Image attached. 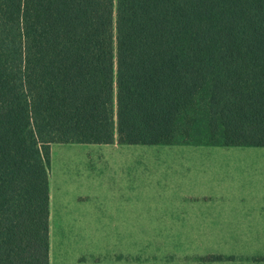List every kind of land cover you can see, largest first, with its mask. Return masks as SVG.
Returning a JSON list of instances; mask_svg holds the SVG:
<instances>
[{"label":"trees","instance_id":"obj_1","mask_svg":"<svg viewBox=\"0 0 264 264\" xmlns=\"http://www.w3.org/2000/svg\"><path fill=\"white\" fill-rule=\"evenodd\" d=\"M114 141L264 147V0H0V264H49L50 146Z\"/></svg>","mask_w":264,"mask_h":264},{"label":"crops","instance_id":"obj_2","mask_svg":"<svg viewBox=\"0 0 264 264\" xmlns=\"http://www.w3.org/2000/svg\"><path fill=\"white\" fill-rule=\"evenodd\" d=\"M77 145H89L90 151L99 153L98 161L82 163L81 171L76 168L77 164L66 163L71 168L61 171L55 191L52 185L49 189V264H54L55 247L57 264H122L132 235L135 239L139 233H193L196 240V234L203 231L235 227L251 234L250 244L242 248L257 250L253 253L255 259L258 264H264V196H242L238 210L232 207L215 214L202 209L200 151L202 147L217 146L119 144L116 141ZM139 151L145 154L140 161ZM176 187H181V195L171 196L176 195L172 193ZM209 192L210 185L204 190L205 194ZM139 196L160 197L156 203L149 204L151 210H138ZM64 197H71L67 204ZM94 231L103 233L104 244L98 245L95 241L98 254H92L91 250L83 252L84 235ZM70 236L73 258L67 255L66 243ZM87 239L93 241L92 237L91 241L88 236Z\"/></svg>","mask_w":264,"mask_h":264},{"label":"rangeland","instance_id":"obj_3","mask_svg":"<svg viewBox=\"0 0 264 264\" xmlns=\"http://www.w3.org/2000/svg\"><path fill=\"white\" fill-rule=\"evenodd\" d=\"M129 36L130 31L128 30L115 32V51L117 53ZM90 149L89 145L52 144L49 189L52 185L55 191L58 186V178L62 176L61 171H64L66 167L71 168L65 166L66 163L77 164L76 168L81 171L82 163L97 162L99 153L90 151ZM197 151L199 152V150ZM200 152L201 156L198 162L201 166L203 182V210L216 212L215 214L232 207H234L232 209L238 210L241 207L239 199L242 196H264V147H202ZM137 156L139 161L145 158V154L141 151L137 153ZM209 185L211 192L206 193L208 196H205L204 190ZM181 191V187H176L172 190V193L176 195L171 196H180ZM158 197L139 196L138 210H151L149 204L156 203ZM70 198L64 197V204H67ZM88 208L95 210L91 205H88ZM56 213L58 214V208L55 207ZM54 220V233H56V219ZM87 236L90 241L92 237L93 241L89 242ZM84 237L86 243L82 249H85L83 252L91 250L92 254L93 252L98 254V248L94 243L96 241L98 245L104 244L103 233L94 231L85 234ZM132 237L131 240H127H130L131 246H127L126 254L123 253L122 264H258V260L253 255L257 250L242 248V245H249L253 238L241 227L225 228V231H203L196 234V240L193 233L177 232L168 234L139 233L136 234L135 239ZM68 241L66 243V247L69 248L67 255L73 258L74 247L71 236ZM87 254L90 253L87 252ZM57 255L58 249L55 247L54 264L59 261Z\"/></svg>","mask_w":264,"mask_h":264}]
</instances>
